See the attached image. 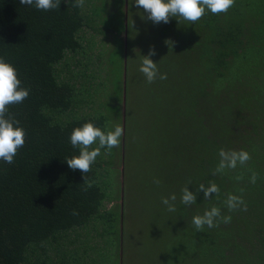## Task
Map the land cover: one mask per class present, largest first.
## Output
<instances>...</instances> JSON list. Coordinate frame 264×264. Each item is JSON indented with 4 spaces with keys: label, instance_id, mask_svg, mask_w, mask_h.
Here are the masks:
<instances>
[{
    "label": "trees",
    "instance_id": "1",
    "mask_svg": "<svg viewBox=\"0 0 264 264\" xmlns=\"http://www.w3.org/2000/svg\"><path fill=\"white\" fill-rule=\"evenodd\" d=\"M124 31L125 0H83L81 6L60 0L47 11L0 0V56L16 66L29 90L6 113L26 135L13 163L0 161V264H122L121 212L106 204L114 198L120 143L101 148L85 174L66 159L79 155L69 139L74 128L89 121L105 131L120 126L114 122L119 106L109 96L101 106L106 111L89 109L100 87L112 92L110 76L96 82L102 69L111 73L110 48L102 51L96 37L112 35L124 48ZM161 43L162 75L172 84L163 95L189 122L173 125V139L162 135L160 148L170 145L175 161L154 166L183 222L198 208L181 202L186 187L198 190L209 209H220L214 226L173 238L162 264H264V0H234L226 12L183 18ZM221 150L247 151L250 158L230 168ZM222 164L225 173L218 175ZM211 183L219 191L205 197L197 184ZM229 196L243 203L229 208Z\"/></svg>",
    "mask_w": 264,
    "mask_h": 264
},
{
    "label": "rangeland",
    "instance_id": "2",
    "mask_svg": "<svg viewBox=\"0 0 264 264\" xmlns=\"http://www.w3.org/2000/svg\"><path fill=\"white\" fill-rule=\"evenodd\" d=\"M126 19H128L127 68L125 66L126 43L123 48L118 38L115 42L112 35L96 37L98 46L102 45V51L110 48L107 50L110 55L107 52L106 57L108 56L111 63V73L107 76L105 68L102 69L96 82L110 76L109 87L115 94L109 93L106 87L104 90L100 87L101 93L89 110H105L101 106L102 103L107 102V95L108 103L118 105L121 112L120 119L116 114L117 110L116 113L114 112L116 114L114 122L115 125L119 124L123 128V134L120 137L122 152L119 153L120 156L116 153L114 157L116 164L112 179L115 186L111 190L114 198L112 202L108 201L106 204L107 207L114 206L121 212L122 264H162V261L166 259L163 254L169 249L171 240L178 238L182 232L193 231L195 229L192 223L193 217L202 216L205 211L210 210L207 202H202L198 190L193 191L197 199L191 204H198V208L189 215L187 221L183 222L175 201L169 202L174 206V211H169V205L163 203L165 199H168L165 195L166 184L159 170L154 166L156 161H162V159L165 161L170 158L175 161L176 156L168 155L170 145L164 150L160 148L161 143L164 145L162 135H166L168 140L173 139L176 135V127L173 125L182 121L183 118L188 121L185 114L178 111L177 106L168 104V95L163 93L168 91L170 88L168 86L172 84L165 83L164 79L160 78L163 74L161 38L165 41L166 35L176 29V26L183 21V17H169L168 23H153L148 19L147 12L135 4V0H125V32ZM125 32L122 33L123 39ZM87 37L91 38V33ZM153 47L156 49V55L152 59L157 63L158 75L152 82H148L140 71V66L143 55H146ZM114 59L117 60L116 67L113 64ZM93 67L97 68L93 65L91 69ZM121 69L126 72V91L122 83V95L118 101L115 95L119 92L122 81L121 79L117 84ZM165 88L168 89L164 90ZM168 123L171 125L169 132ZM179 141L177 140L171 147L176 150L177 145L180 146ZM216 164L217 160L214 159L212 166ZM206 165L210 164L207 162ZM152 166L154 169L151 170ZM216 170L218 175L225 173L224 166L218 165ZM104 178L109 177L106 175ZM197 187L200 188V185L197 184Z\"/></svg>",
    "mask_w": 264,
    "mask_h": 264
},
{
    "label": "clouds",
    "instance_id": "3",
    "mask_svg": "<svg viewBox=\"0 0 264 264\" xmlns=\"http://www.w3.org/2000/svg\"><path fill=\"white\" fill-rule=\"evenodd\" d=\"M77 6L83 4V0H74ZM234 3V0H135V4L142 7L148 14V19L153 23H168L169 17H183L187 21L195 22L210 11L213 14L226 12ZM20 4L33 6L39 10H50L60 6V0H20ZM156 55V49L150 48L146 55H143L140 71L145 75L148 82H152L157 78V63L152 59ZM165 79V75L160 76ZM29 95V90L22 86L16 66L0 56V161L11 164L17 154L19 148L25 144V129L16 120L6 113L8 106L23 102ZM123 134V128L116 126L114 129L105 131L97 126L94 122H86L82 126L73 129L70 135V143L74 148H79V155L66 159L67 165L73 170H80L82 174L90 170V166L100 155L101 148L111 149L120 143V137ZM94 143L97 147L89 146ZM220 156L229 161L228 167L234 168L237 162L243 164L250 158L247 151H220ZM223 167V164L221 165ZM255 182V175L252 177ZM200 188L204 191V196L208 197L212 193L219 191L215 183L205 187L201 184ZM172 196V200H175ZM197 196L189 190L183 189L181 202L184 204L195 203ZM164 204L169 205V211H174V206L169 204L165 199ZM243 200L237 196H229L227 201L229 208H236L242 204ZM220 216V209L212 207L201 215H196L192 219V223L196 229H202L205 225L212 227L217 217ZM225 221L230 217H225Z\"/></svg>",
    "mask_w": 264,
    "mask_h": 264
},
{
    "label": "water",
    "instance_id": "4",
    "mask_svg": "<svg viewBox=\"0 0 264 264\" xmlns=\"http://www.w3.org/2000/svg\"><path fill=\"white\" fill-rule=\"evenodd\" d=\"M128 34V21L126 22V36ZM127 38V37H126ZM126 55H127V42H126ZM126 68H127V65H126ZM125 83H126V78H125ZM124 83V90L126 91V85ZM124 91V101L126 99V93ZM124 128H125V123H124Z\"/></svg>",
    "mask_w": 264,
    "mask_h": 264
},
{
    "label": "crops",
    "instance_id": "5",
    "mask_svg": "<svg viewBox=\"0 0 264 264\" xmlns=\"http://www.w3.org/2000/svg\"><path fill=\"white\" fill-rule=\"evenodd\" d=\"M128 20L126 19V22H127ZM125 32V31H124ZM127 37V38H126ZM125 43L127 42V55L125 54V66H126V58H127V56H128V34H127V36H126V32H125ZM125 74H126V72H124V83H125ZM124 83H123V85H124Z\"/></svg>",
    "mask_w": 264,
    "mask_h": 264
}]
</instances>
